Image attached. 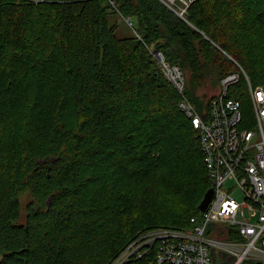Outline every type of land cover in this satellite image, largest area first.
Masks as SVG:
<instances>
[{
  "label": "trees",
  "instance_id": "obj_1",
  "mask_svg": "<svg viewBox=\"0 0 264 264\" xmlns=\"http://www.w3.org/2000/svg\"><path fill=\"white\" fill-rule=\"evenodd\" d=\"M114 2L133 29L106 0H0V264H113L147 231L191 228L213 186L150 51L180 68L201 115L218 94L199 91L236 64L264 86V0H196L185 20L158 0ZM226 97L251 127L243 76Z\"/></svg>",
  "mask_w": 264,
  "mask_h": 264
},
{
  "label": "built area",
  "instance_id": "obj_2",
  "mask_svg": "<svg viewBox=\"0 0 264 264\" xmlns=\"http://www.w3.org/2000/svg\"><path fill=\"white\" fill-rule=\"evenodd\" d=\"M35 4L53 0H27ZM61 1V0H55ZM185 20L196 0H158ZM127 27L114 0H106ZM168 81L181 95L179 108L190 119L204 155L213 197L207 209L191 217L189 230L158 228L141 234L113 264L140 258L153 251L150 264H264V86L252 87L239 69L220 81L208 113L201 115L184 95L186 78L160 52L150 51ZM246 80L253 123L243 129L241 104L226 97L230 86Z\"/></svg>",
  "mask_w": 264,
  "mask_h": 264
},
{
  "label": "rangeland",
  "instance_id": "obj_3",
  "mask_svg": "<svg viewBox=\"0 0 264 264\" xmlns=\"http://www.w3.org/2000/svg\"><path fill=\"white\" fill-rule=\"evenodd\" d=\"M109 19V23L111 26L113 25H117L116 31H115V35L118 38H127L130 37L132 35V32L129 28H127L124 23L122 22V20L120 19V17L116 14H109L108 16ZM232 61V60H231ZM219 92V88L217 87H212L211 85L205 86L203 87L200 91L199 94L202 95V97H204V99H209L215 95H217ZM29 195L25 194L21 197V215H22V219L21 221L24 220V208L25 205L29 202Z\"/></svg>",
  "mask_w": 264,
  "mask_h": 264
},
{
  "label": "water",
  "instance_id": "obj_4",
  "mask_svg": "<svg viewBox=\"0 0 264 264\" xmlns=\"http://www.w3.org/2000/svg\"><path fill=\"white\" fill-rule=\"evenodd\" d=\"M212 197H213V190L210 189V190H208V191L205 193V195H204V197H203L201 203H200L199 206H198V210H199V212H204V211L207 209L209 203H210L211 200H212Z\"/></svg>",
  "mask_w": 264,
  "mask_h": 264
},
{
  "label": "bare ground",
  "instance_id": "obj_5",
  "mask_svg": "<svg viewBox=\"0 0 264 264\" xmlns=\"http://www.w3.org/2000/svg\"><path fill=\"white\" fill-rule=\"evenodd\" d=\"M153 51V50H152Z\"/></svg>",
  "mask_w": 264,
  "mask_h": 264
}]
</instances>
